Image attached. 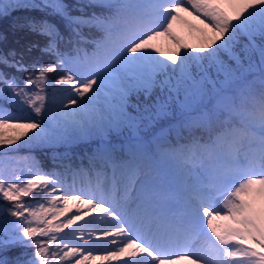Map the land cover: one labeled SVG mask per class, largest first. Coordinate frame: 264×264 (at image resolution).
I'll use <instances>...</instances> for the list:
<instances>
[{"label":"snow or ice","instance_id":"snow-or-ice-1","mask_svg":"<svg viewBox=\"0 0 264 264\" xmlns=\"http://www.w3.org/2000/svg\"><path fill=\"white\" fill-rule=\"evenodd\" d=\"M0 21L36 38L0 31V264H264V0H0Z\"/></svg>","mask_w":264,"mask_h":264},{"label":"trees","instance_id":"trees-1","mask_svg":"<svg viewBox=\"0 0 264 264\" xmlns=\"http://www.w3.org/2000/svg\"><path fill=\"white\" fill-rule=\"evenodd\" d=\"M10 21H0V31H7L8 34V45L14 46L17 48H22L28 41L32 39H36L35 37H32L30 35L24 34V33H15L10 28ZM39 58L41 62L47 61L48 57H41L40 53L38 51H34L28 59H36ZM86 150V145H78L75 146L73 151L76 153H83V151ZM26 149L20 150V155H23L27 152ZM60 151H63V149H60ZM34 155L43 162L45 168H51V153L50 152H36ZM94 181L95 177L93 176H82L77 178V186L79 187L81 184L84 186H88L89 182Z\"/></svg>","mask_w":264,"mask_h":264},{"label":"rangeland","instance_id":"rangeland-1","mask_svg":"<svg viewBox=\"0 0 264 264\" xmlns=\"http://www.w3.org/2000/svg\"><path fill=\"white\" fill-rule=\"evenodd\" d=\"M188 19H192V17H188ZM18 75L23 76L22 73L21 74H18ZM54 76H55V74H50V77H54ZM12 167H13V165L10 164L9 165V171H11ZM17 170L19 171V166L17 167ZM74 212H75V209H73V213ZM73 213H69V215H72ZM93 215H95V214H93ZM61 219H63V217ZM87 219H89V217H85V220H87ZM82 223H83V221H78L77 222V224H82ZM72 227L75 228V227H77V225H73ZM65 231H69V230L66 229ZM93 255H95V256L104 255V252L103 251H95L93 253ZM96 264H100V262L97 261ZM104 264H118V262H115V261H113V262L105 261ZM177 264H186V262H177Z\"/></svg>","mask_w":264,"mask_h":264}]
</instances>
